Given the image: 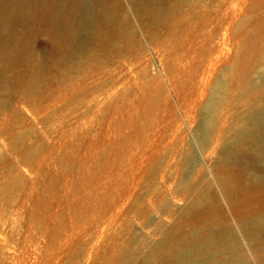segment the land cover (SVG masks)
<instances>
[{"label":"rangeland","instance_id":"374dc122","mask_svg":"<svg viewBox=\"0 0 264 264\" xmlns=\"http://www.w3.org/2000/svg\"><path fill=\"white\" fill-rule=\"evenodd\" d=\"M191 7L192 28L180 47L156 36L123 38L125 47L99 48L98 59L44 62L47 81L37 96H10L0 127V264H162L170 248L160 246V232L184 224L186 202L181 185L168 192L175 181L161 185L160 177L182 145L194 152L208 106L209 129L234 144L246 180L264 177V133L250 135L251 118L264 114V0H192ZM44 30L22 17L2 27L35 34L41 60L52 44ZM225 145L198 154L191 178L208 160L239 172L242 165L225 160ZM214 195L212 210L229 218V206ZM246 199L264 226V197L254 188ZM167 201L173 217L158 212ZM251 247L258 264L264 241ZM151 248L165 258L150 259Z\"/></svg>","mask_w":264,"mask_h":264},{"label":"bare ground","instance_id":"6f19581e","mask_svg":"<svg viewBox=\"0 0 264 264\" xmlns=\"http://www.w3.org/2000/svg\"><path fill=\"white\" fill-rule=\"evenodd\" d=\"M189 4H192V0H0V127L5 125V112L11 106L10 96L12 98L13 95L20 94L27 99L37 96L41 83L47 81V65L44 62L56 66H74L77 60L90 53L94 59H98L102 50L125 47L119 40H136L139 36L163 38V46L171 50L180 47L187 41L188 34L184 32L192 28L193 7L185 8ZM19 17L30 24L37 22L45 29L44 33L52 38L51 52H47L43 60L35 47V34L18 36L14 32L5 34L2 31L3 26ZM158 97L155 96V100ZM155 105L152 107L156 109ZM212 112V106H208L209 118L195 134L192 144L194 152L189 153L191 147L186 149L182 145L180 152L174 153L171 169L160 177V184L175 181L168 192L177 190L181 185L183 200L186 202L184 224H178L177 231L172 229L160 232L163 236L160 246L170 248L169 257L162 260V264H251V242L258 240L263 244L264 241V226L259 216L262 214L248 210L249 203L246 199V194L254 188L258 189L260 197H264V177L246 180L245 172L241 170L246 168L245 164L237 154L231 152L234 144L226 141L227 135L223 130L215 134L209 129L213 122ZM149 120L151 121V117ZM251 122L253 130L250 135L259 139L264 133V114L252 117ZM245 135L246 132L242 137ZM225 143V160L242 165V168H238L239 172L227 168L219 170L208 160L191 178L192 172L200 164L198 154L203 156L213 150L214 146ZM182 174L183 180L180 182ZM216 191L220 199L229 206V218L223 213L215 214L212 210L211 206L217 202L214 195ZM158 212L173 217L168 201L160 206ZM258 246L261 249H255L261 252L263 247ZM145 250L147 246L142 244L139 252L145 253ZM149 252L150 259L165 256L157 249L151 248ZM258 264H264V257L260 258Z\"/></svg>","mask_w":264,"mask_h":264}]
</instances>
